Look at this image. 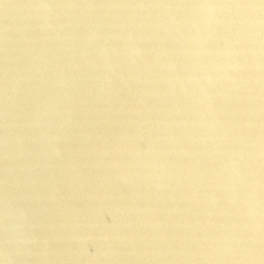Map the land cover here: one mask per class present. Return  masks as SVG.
Listing matches in <instances>:
<instances>
[{
  "label": "water",
  "instance_id": "obj_1",
  "mask_svg": "<svg viewBox=\"0 0 264 264\" xmlns=\"http://www.w3.org/2000/svg\"><path fill=\"white\" fill-rule=\"evenodd\" d=\"M0 264H264V0H0Z\"/></svg>",
  "mask_w": 264,
  "mask_h": 264
}]
</instances>
